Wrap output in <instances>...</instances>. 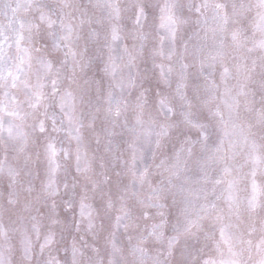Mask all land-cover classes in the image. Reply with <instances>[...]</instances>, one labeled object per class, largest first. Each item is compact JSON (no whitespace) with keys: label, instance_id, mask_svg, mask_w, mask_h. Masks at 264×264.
I'll use <instances>...</instances> for the list:
<instances>
[{"label":"clouds","instance_id":"clouds-1","mask_svg":"<svg viewBox=\"0 0 264 264\" xmlns=\"http://www.w3.org/2000/svg\"><path fill=\"white\" fill-rule=\"evenodd\" d=\"M0 264H264V0H0Z\"/></svg>","mask_w":264,"mask_h":264}]
</instances>
